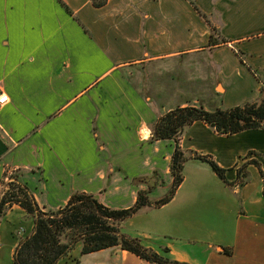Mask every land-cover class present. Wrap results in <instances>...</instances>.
<instances>
[{"label":"crops","instance_id":"0c3cea01","mask_svg":"<svg viewBox=\"0 0 264 264\" xmlns=\"http://www.w3.org/2000/svg\"><path fill=\"white\" fill-rule=\"evenodd\" d=\"M62 1L73 15L58 0L0 3V94L9 97L0 109V192L8 176L19 171L44 211L59 210L76 192L97 195L104 204L134 205L154 171H170L176 142L152 141L160 115L189 105L228 109L260 97L264 0H108L102 8L91 0ZM212 28L228 43L211 49ZM181 55L209 60L210 88L202 99L159 112L124 69ZM94 91L91 107H130L134 118L100 120L95 110L72 109ZM118 130L124 139L114 138ZM179 145L210 157L226 170V180L207 163L188 160L185 170L201 163L195 165L198 171L213 179L212 206L194 207L193 242L148 246L188 264H264V128L227 136L198 121ZM241 168L246 181H238ZM146 177H151L147 183L139 181ZM172 181V176L165 179L166 185ZM183 188L184 183L177 192ZM125 223L124 232L137 237ZM34 227L19 205L7 212L0 222V264H15L20 241ZM60 264L152 263L119 247L81 255L77 245Z\"/></svg>","mask_w":264,"mask_h":264},{"label":"trees","instance_id":"16d2710c","mask_svg":"<svg viewBox=\"0 0 264 264\" xmlns=\"http://www.w3.org/2000/svg\"><path fill=\"white\" fill-rule=\"evenodd\" d=\"M68 13L73 12L58 0ZM96 8H102L108 0H91ZM194 4V2H192ZM199 14L207 20L194 4ZM217 29L212 28L209 47L227 44L228 41L218 36ZM260 81L257 73L255 72ZM261 82V81H260ZM202 121L221 135H234L247 130L264 128V84L260 89L257 101L223 108L218 106L207 110L202 105L177 107L158 117L152 127V141L171 139L176 142V148L170 162V172L173 178L169 194L155 203L157 207L167 205L172 201L180 186L184 183L185 164L195 158L207 163L220 179L226 180V170L214 160L206 156H198L184 151L179 145L180 138L193 123ZM259 168L261 165L255 163ZM244 168L238 171V181L247 180L243 174ZM159 171H154L157 175ZM22 172L16 171L8 176V181L0 198V222L7 212L19 205L28 216L34 220V232L22 239L14 254L15 264H60L77 245H81V255L119 247L148 261L152 264H188L165 257L142 245L139 239L123 232V223L137 214L142 208L152 204L150 193L153 186L138 192L134 205L117 209L106 206L100 197L94 194L74 193L68 203L59 210L44 211L37 203L29 187L22 181ZM152 175V176H153ZM151 177L139 180L147 183ZM166 252H169L165 248Z\"/></svg>","mask_w":264,"mask_h":264},{"label":"rangeland","instance_id":"374dc122","mask_svg":"<svg viewBox=\"0 0 264 264\" xmlns=\"http://www.w3.org/2000/svg\"><path fill=\"white\" fill-rule=\"evenodd\" d=\"M209 65L207 58L181 55L165 60L130 65L124 69V73L144 98L152 102L154 108L161 112L168 111L186 101L202 99L204 90L210 88L213 78ZM96 92L89 94L86 92L72 109L78 106V109L88 110L89 113L95 110L100 120L109 117L134 118L135 112L130 107L118 108L116 105H112V107L102 108L99 103H97L98 107H91L90 103L95 104L94 102H96L94 99L98 95ZM70 94L73 95V92ZM87 101L89 103L86 105ZM114 138L117 140L124 139L121 130H118V134H114ZM195 165L199 166L201 163H192L184 171V188L176 193L175 202L166 209L157 207L155 203L169 194L172 183L166 185L165 179L170 180L171 172L169 169H164L159 171L157 175H153L152 183H150V186H153L150 193L152 204L142 208L128 219L124 226V229L136 233L138 236L133 237L124 230L123 232L139 239L144 247L150 249L152 248L148 245L152 242H165L166 240L173 243L179 241L193 242L194 234L191 228L193 209L194 207H203L207 210L212 206L209 198L215 184L207 173H201ZM207 167L211 170L209 165ZM4 188L3 185L0 197ZM130 204L105 203L106 206L117 209L127 208Z\"/></svg>","mask_w":264,"mask_h":264},{"label":"built area","instance_id":"2783aa9c","mask_svg":"<svg viewBox=\"0 0 264 264\" xmlns=\"http://www.w3.org/2000/svg\"><path fill=\"white\" fill-rule=\"evenodd\" d=\"M8 101L9 97L6 94H0V109L4 107L8 103Z\"/></svg>","mask_w":264,"mask_h":264},{"label":"snow or ice","instance_id":"6c2138e0","mask_svg":"<svg viewBox=\"0 0 264 264\" xmlns=\"http://www.w3.org/2000/svg\"><path fill=\"white\" fill-rule=\"evenodd\" d=\"M3 2V0H0V3H2Z\"/></svg>","mask_w":264,"mask_h":264}]
</instances>
